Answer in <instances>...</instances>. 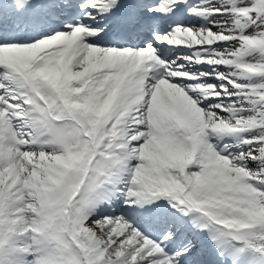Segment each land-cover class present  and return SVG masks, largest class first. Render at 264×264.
Instances as JSON below:
<instances>
[{"label": "snow or ice", "instance_id": "6c2138e0", "mask_svg": "<svg viewBox=\"0 0 264 264\" xmlns=\"http://www.w3.org/2000/svg\"><path fill=\"white\" fill-rule=\"evenodd\" d=\"M0 264H264V0H0Z\"/></svg>", "mask_w": 264, "mask_h": 264}]
</instances>
